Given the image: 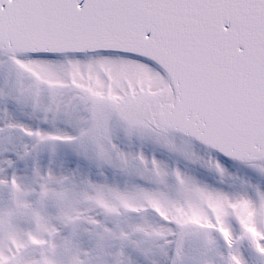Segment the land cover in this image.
Listing matches in <instances>:
<instances>
[{
    "label": "snow or ice",
    "instance_id": "1",
    "mask_svg": "<svg viewBox=\"0 0 264 264\" xmlns=\"http://www.w3.org/2000/svg\"><path fill=\"white\" fill-rule=\"evenodd\" d=\"M0 264H264V0H0Z\"/></svg>",
    "mask_w": 264,
    "mask_h": 264
}]
</instances>
